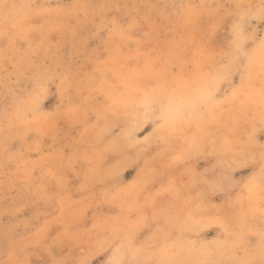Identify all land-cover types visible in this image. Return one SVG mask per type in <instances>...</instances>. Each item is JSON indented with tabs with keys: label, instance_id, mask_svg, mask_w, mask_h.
<instances>
[{
	"label": "rangeland",
	"instance_id": "374dc122",
	"mask_svg": "<svg viewBox=\"0 0 264 264\" xmlns=\"http://www.w3.org/2000/svg\"><path fill=\"white\" fill-rule=\"evenodd\" d=\"M262 3L0 0V264H105L134 233L141 260L258 261L264 20L233 26ZM153 92L174 110L146 120Z\"/></svg>",
	"mask_w": 264,
	"mask_h": 264
},
{
	"label": "snow or ice",
	"instance_id": "6c2138e0",
	"mask_svg": "<svg viewBox=\"0 0 264 264\" xmlns=\"http://www.w3.org/2000/svg\"><path fill=\"white\" fill-rule=\"evenodd\" d=\"M4 7H7V5H5ZM237 7L238 8L247 7L249 9V12L246 14H242L239 22L233 26V32L236 36H240L243 34V32L246 30V26L249 24L252 18L258 16L259 19L264 20V3L260 5L259 10L257 12L251 11L253 9V5H247V6L237 5ZM7 32H8V25L6 19L4 24V34L6 35ZM262 44H264V42H262ZM244 48L245 45L242 42L237 44L234 63L225 65L224 68L221 70V75L219 78L220 84H222L225 80H228L229 77H232L233 78L232 83H235L234 77L235 75L239 74L240 68L234 65H240L244 63V59H245ZM262 70H264V65H262ZM172 71H175L174 67ZM218 91H219V84H217L215 89H213L212 91L201 94L199 98L190 105V107L195 109L197 107H203L211 103L215 99V96L218 94ZM163 95H164L163 92L161 93L153 92L151 94H147V93L145 94V98L142 101V106L145 108L146 120L151 116H154L157 111H159L161 114H164L166 112L171 113L174 110L173 99L170 97L168 99L167 104H165L164 100L162 99ZM262 159H264V152H262ZM262 172H264V168H262ZM262 184H264V181H262ZM258 203L262 213H264V187H262L259 192ZM168 238L170 239L171 237L169 236ZM138 239H139L138 235L134 233L129 241V245H130L129 250L125 251L123 254H120L118 251L113 252L112 256L107 261H105V264H264V250H262L261 258L258 261L240 259L238 258V253H237V258L235 259L219 260V261H196L191 259H181L179 258L178 255H175L174 258L169 259L167 261H158L156 259L141 260L138 258V254L140 250L135 248ZM159 246H160L159 241H156L152 245L153 248ZM104 248H106L107 251L113 250V246L111 244H106ZM129 255H131V258H128ZM79 264H91V262L88 259H83L79 262Z\"/></svg>",
	"mask_w": 264,
	"mask_h": 264
}]
</instances>
